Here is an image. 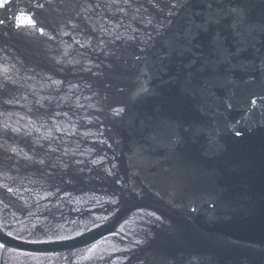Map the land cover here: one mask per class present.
Masks as SVG:
<instances>
[{"label":"water","instance_id":"obj_1","mask_svg":"<svg viewBox=\"0 0 264 264\" xmlns=\"http://www.w3.org/2000/svg\"><path fill=\"white\" fill-rule=\"evenodd\" d=\"M157 3L163 12L149 0L0 7V264H264V107L246 103L264 88L252 67L264 55V0L180 10L222 18L163 67L153 25L170 5ZM232 8L243 10L238 31L254 37L237 61L248 68L234 75L210 63L214 34L229 48L242 38ZM206 86L236 106L213 114Z\"/></svg>","mask_w":264,"mask_h":264},{"label":"snow or ice","instance_id":"obj_2","mask_svg":"<svg viewBox=\"0 0 264 264\" xmlns=\"http://www.w3.org/2000/svg\"><path fill=\"white\" fill-rule=\"evenodd\" d=\"M51 2V0H49ZM115 2V0H114ZM198 0H169V7L167 10V14L164 17L162 21L157 22L153 25V30L156 33V37L158 38V41L160 43V55L156 58L160 61L161 67H163L164 62L166 60H169L173 56H184L185 53H193L196 49V41L199 38V36L202 33H207L211 26L213 24H219L220 19L222 18V14L218 10L215 14H209L207 16H202L200 13L192 12L187 19H184L181 17L180 10H184L187 8L192 7L194 3H197ZM8 3V0H0V7H5ZM123 3H128V0H123ZM149 3L153 5V7L158 8L161 12H163V9L160 8L159 4L157 3V0H149ZM38 8H43L44 5L42 3H38L36 5ZM96 7H99V5H96ZM209 8H211V4L208 5ZM122 11V9H121ZM242 9L239 8H232L230 9V14L233 16V30L237 33L238 36H241L242 38L237 41L236 45L229 48L227 46L226 40L219 34L216 33L211 37L210 44L213 48V51L218 53V57L215 61H212L213 65L219 64V65H226L228 66L229 71L234 75L235 69H247L248 65L243 63H237L239 58L241 57L242 53L246 51L248 48L253 47V40L249 38H244L243 33H240L238 31V26L243 23V18L241 16ZM23 15V14H22ZM171 17H178V20L171 19ZM199 21V22H197ZM0 23H3V21H0ZM152 20L147 21V25H152ZM146 25V26H147ZM175 25V28L173 29V26ZM21 25H18V27ZM26 27L36 28V23L31 17H27L26 23L23 25ZM73 27H76V25H73ZM41 35H44V29H39ZM101 31H107V29L101 28ZM250 32H255V28H250ZM261 31L264 32V26H261ZM65 35H68V33H65ZM116 39H121L120 36H117ZM128 40H135V36H128ZM149 40H152L153 37L149 35ZM76 43H80V41H76ZM146 45V47H142L140 49L141 53L147 52V47L151 46L148 45V41L142 42ZM85 44H81V47H85ZM87 46H90L87 45ZM137 61L141 59H146V56L143 55H137L135 57ZM197 57L192 56L186 63V67L189 70V77L191 78V69L197 62ZM252 67L257 70L264 72V55H261L259 57V66L257 67L254 63ZM208 68V64H202L201 65V71L206 70ZM90 70V69H89ZM143 75L145 77L144 84H147L151 81L153 78L151 72L149 70H145L143 72ZM229 83L235 84L237 83L235 80L229 78ZM255 83L256 77L253 76L251 81ZM58 83V82H53ZM144 84L141 85V87L137 90L136 95H141L145 92H147L149 89L144 86ZM261 84L264 85V81H261ZM205 95L208 98V110L212 111L213 114L219 111L220 106L222 105L225 110H230L236 106V101L232 99V96H228L227 98H220L217 97L215 92L212 90L211 86H206L205 89ZM219 100V104H215V101ZM247 111H251L253 109H259L261 107H264V88L260 92L254 93L251 95L247 100ZM114 114L117 116H120L122 113L126 111L125 107H117L114 110ZM264 116V113L261 114ZM239 123V121H237ZM235 127L234 125L232 126ZM191 130V129H189ZM14 131H18V129H14ZM195 134V132H194ZM242 133L239 130L235 131L236 136H240ZM177 140L180 138L177 137ZM13 152L16 151V149H12ZM43 163V161H41ZM11 191V189H9ZM9 237L12 236V233H7ZM79 235V233H77ZM18 238V237H16ZM57 240H65V239H71V237L68 236H57ZM51 242V241H46ZM6 241H0V249H3L5 247ZM96 248V245H93L92 248L88 249L89 252H93Z\"/></svg>","mask_w":264,"mask_h":264}]
</instances>
